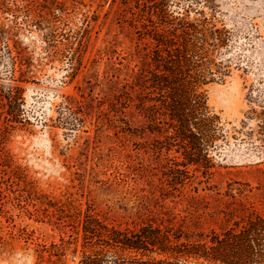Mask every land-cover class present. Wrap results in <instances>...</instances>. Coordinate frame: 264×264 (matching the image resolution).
Returning <instances> with one entry per match:
<instances>
[{
	"label": "rangeland",
	"instance_id": "374dc122",
	"mask_svg": "<svg viewBox=\"0 0 264 264\" xmlns=\"http://www.w3.org/2000/svg\"><path fill=\"white\" fill-rule=\"evenodd\" d=\"M182 17L222 42L191 72L216 117L210 167L173 184L185 149L143 76ZM89 208L194 231L264 215V0H0V264H80L65 215Z\"/></svg>",
	"mask_w": 264,
	"mask_h": 264
},
{
	"label": "trees",
	"instance_id": "16d2710c",
	"mask_svg": "<svg viewBox=\"0 0 264 264\" xmlns=\"http://www.w3.org/2000/svg\"><path fill=\"white\" fill-rule=\"evenodd\" d=\"M171 23V28L156 29L153 35L156 68L151 75L144 74L143 81L153 94L158 89L164 92L162 102L170 110L174 137L185 149V169L180 170L184 177L174 179L177 184L184 182L189 165L210 167L208 148L202 153L201 145L213 143L216 117L208 114L198 89L203 81L196 75L210 67V46L221 44L217 40L222 30L207 17L192 21L182 17ZM182 74L190 78H180ZM65 216L73 217L82 231L80 264H264V215L256 212L220 229L195 231L152 220L120 226L100 218L92 208L84 216L78 211Z\"/></svg>",
	"mask_w": 264,
	"mask_h": 264
}]
</instances>
